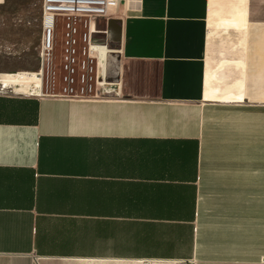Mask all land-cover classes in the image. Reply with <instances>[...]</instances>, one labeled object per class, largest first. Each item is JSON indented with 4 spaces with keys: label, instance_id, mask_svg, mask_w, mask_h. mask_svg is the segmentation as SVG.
<instances>
[{
    "label": "crops",
    "instance_id": "1",
    "mask_svg": "<svg viewBox=\"0 0 264 264\" xmlns=\"http://www.w3.org/2000/svg\"><path fill=\"white\" fill-rule=\"evenodd\" d=\"M222 1L140 0L108 84L0 89V264H264V0L211 44Z\"/></svg>",
    "mask_w": 264,
    "mask_h": 264
},
{
    "label": "rangeland",
    "instance_id": "2",
    "mask_svg": "<svg viewBox=\"0 0 264 264\" xmlns=\"http://www.w3.org/2000/svg\"><path fill=\"white\" fill-rule=\"evenodd\" d=\"M227 2V1H226ZM225 0L212 9L209 18V42L218 43L229 37V29L223 24ZM42 0H3L0 3V72L17 74L19 72L39 71L41 62L39 51L42 37ZM67 17L58 16L55 28L54 60L45 73V85L49 92H56L65 83L74 85L101 86L116 78L118 53L108 59L107 72L104 60L108 52L101 42L89 45V18L75 19V31L70 36L66 29ZM99 28V27H98ZM70 40L68 44L67 41ZM213 48V46H211ZM68 49V52H67ZM70 55L69 59L62 54ZM106 72V73H105ZM74 78V82L71 80ZM67 77V79H66ZM0 89H4L1 87ZM5 93L16 96H30V92L6 88Z\"/></svg>",
    "mask_w": 264,
    "mask_h": 264
},
{
    "label": "built area",
    "instance_id": "3",
    "mask_svg": "<svg viewBox=\"0 0 264 264\" xmlns=\"http://www.w3.org/2000/svg\"><path fill=\"white\" fill-rule=\"evenodd\" d=\"M140 0H42V37L39 51V59L41 67L39 71L44 78V87L42 97L46 94L57 96H68L69 85L73 83H65L62 93L54 94L49 92V85H45V73L50 68L51 62L54 60L55 51V28L57 17H67L69 22L66 24V29L69 31L67 36H70L72 31H75V19L81 17L89 18V45L93 47L96 41L105 44L109 48L110 33L108 22L110 19H121L126 17L139 5ZM99 27V28H98ZM70 43V40L67 41ZM68 52V49H67ZM70 55L62 54V57L69 59ZM74 82L72 75L70 76ZM67 79V77H66ZM174 264H184L180 261H175Z\"/></svg>",
    "mask_w": 264,
    "mask_h": 264
},
{
    "label": "bare ground",
    "instance_id": "4",
    "mask_svg": "<svg viewBox=\"0 0 264 264\" xmlns=\"http://www.w3.org/2000/svg\"><path fill=\"white\" fill-rule=\"evenodd\" d=\"M107 47V46H105ZM93 50L96 52L97 50L93 46ZM109 52V48L107 47ZM107 52V53H108ZM98 56V55H97ZM108 65V63H107ZM106 82H110L106 80ZM0 83L1 87L13 88L19 91H28L30 92V96H39L42 95V90L44 87V78L41 76L40 72H19L16 75L12 73L2 74L0 75Z\"/></svg>",
    "mask_w": 264,
    "mask_h": 264
},
{
    "label": "water",
    "instance_id": "5",
    "mask_svg": "<svg viewBox=\"0 0 264 264\" xmlns=\"http://www.w3.org/2000/svg\"><path fill=\"white\" fill-rule=\"evenodd\" d=\"M121 20L120 19H110L109 22H108V29H109V33H111V28H112V24H115V23H119ZM109 49L111 50H114V51H117L119 49V46H118V43H113L109 40Z\"/></svg>",
    "mask_w": 264,
    "mask_h": 264
}]
</instances>
